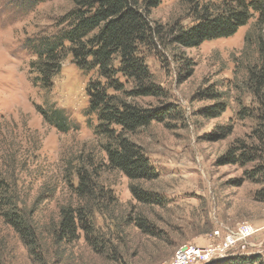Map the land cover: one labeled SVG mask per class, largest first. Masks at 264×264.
<instances>
[{"label": "rangeland", "instance_id": "374dc122", "mask_svg": "<svg viewBox=\"0 0 264 264\" xmlns=\"http://www.w3.org/2000/svg\"><path fill=\"white\" fill-rule=\"evenodd\" d=\"M226 1L196 0L211 10ZM73 8L71 0H0V181L25 217L33 212L40 246L38 257L28 254L0 217V264H171L186 246L216 250L242 223L254 247L225 258L264 260V7L249 10L234 36L194 49L171 43L173 31L194 25L187 4L161 0L150 12L159 37L140 55L160 95L127 101L164 114L130 137L159 176L138 185L107 168L87 125L85 88L96 73L68 56L47 90L35 80L29 44L64 30ZM40 108L62 110L72 129L57 132ZM78 173L87 178L83 198ZM132 186L160 204L139 202ZM64 207L95 210L89 241L77 231L72 244L52 242Z\"/></svg>", "mask_w": 264, "mask_h": 264}, {"label": "trees", "instance_id": "16d2710c", "mask_svg": "<svg viewBox=\"0 0 264 264\" xmlns=\"http://www.w3.org/2000/svg\"><path fill=\"white\" fill-rule=\"evenodd\" d=\"M43 1V0H33ZM74 8L67 14L64 30L56 36L32 41L29 48L35 55L31 68L35 80L47 90L68 57L83 73L95 72L97 79L89 80L85 88L88 106L84 117L93 134L102 142L106 166L123 174L131 184L158 179L142 149L130 140L140 129L162 119V109L143 108L127 99L156 98L160 90L140 55L141 48L153 45L159 32L150 26L149 14L161 0H71ZM194 15V25L172 32L171 43L194 49L205 42L234 36L247 24L249 10L264 7L263 0H229L219 10H211L196 0H182ZM121 76L125 82L117 78ZM131 84L126 90L125 84ZM43 121L59 133L72 128L64 112L59 109H38ZM95 120L93 124L91 119ZM77 129V128H76ZM86 175L78 173L79 197H86ZM131 193L141 203L159 205L156 195L132 186ZM93 208L64 207L49 236L56 246L72 244L77 231L87 241L93 231ZM0 217L4 225L19 237L28 254L38 257L37 225L33 212L25 217L17 200L9 195V188L0 181ZM93 247V242H89ZM38 254V255H37ZM209 264H264L258 254L236 255Z\"/></svg>", "mask_w": 264, "mask_h": 264}, {"label": "built area", "instance_id": "2783aa9c", "mask_svg": "<svg viewBox=\"0 0 264 264\" xmlns=\"http://www.w3.org/2000/svg\"><path fill=\"white\" fill-rule=\"evenodd\" d=\"M253 233V228L249 224H239L235 231L226 233L223 244L216 250L186 246L176 252L171 264H209L225 258L230 252H237L238 254L245 248L254 247L247 243ZM214 235L219 236V232H215Z\"/></svg>", "mask_w": 264, "mask_h": 264}]
</instances>
